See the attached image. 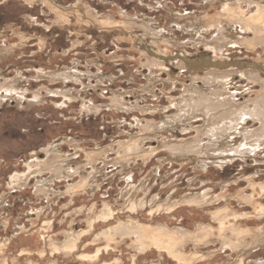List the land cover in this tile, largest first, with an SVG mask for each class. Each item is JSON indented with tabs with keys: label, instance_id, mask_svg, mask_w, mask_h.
Returning a JSON list of instances; mask_svg holds the SVG:
<instances>
[{
	"label": "rangeland",
	"instance_id": "374dc122",
	"mask_svg": "<svg viewBox=\"0 0 264 264\" xmlns=\"http://www.w3.org/2000/svg\"><path fill=\"white\" fill-rule=\"evenodd\" d=\"M227 1L0 0V264H178L155 248L140 251L134 235L105 237L109 227L132 220L193 232L212 226L202 242L183 245L207 255L194 264H264V144L247 153L206 145L201 154H180L170 147L198 136L205 123L185 104L186 120L173 117L189 91L213 89L201 79L206 71L230 73L222 90L237 103L262 91L246 75L264 78L262 48L245 44L251 31L237 22L221 30L207 23L226 22L221 6L234 0ZM91 13L110 21L96 23ZM225 33L233 43H213ZM220 102L222 113L207 118V126L231 115ZM243 121L241 133L224 137L227 149L260 126L253 117ZM206 129L200 138L208 143ZM134 138L140 153L127 149ZM32 153L42 161L35 168ZM55 155L61 171L51 165ZM81 179L90 181L86 191L68 192ZM190 196L207 203L187 204ZM131 199L144 201L136 214ZM152 200L181 204L151 216ZM106 204L115 219L91 229L90 219ZM226 206L243 216H231L233 226L226 221L229 231L220 237L212 211ZM82 232L78 248L64 250ZM98 248L100 258L91 260Z\"/></svg>",
	"mask_w": 264,
	"mask_h": 264
},
{
	"label": "bare ground",
	"instance_id": "6f19581e",
	"mask_svg": "<svg viewBox=\"0 0 264 264\" xmlns=\"http://www.w3.org/2000/svg\"><path fill=\"white\" fill-rule=\"evenodd\" d=\"M31 1L34 2L35 0H31ZM263 1L264 0H247V2L254 5V10L252 11L250 7H247V9L245 7H243L242 6L243 3L238 1V0H234L231 2H229V0H228L227 2H229V3L221 6V8L223 7V12L220 14V15L224 14L228 21L226 20L225 23H220V22L213 23L212 21H207V23H209L208 25H214V26L218 27L219 30H221L222 29L221 27H223L227 23L230 24V23H236L237 22V23L244 24V26H245L244 29L251 31V33L253 34L252 37H247V39L245 40V44L250 46L252 48V50H258L259 48H262V50L264 52V2ZM95 16L96 15H93L91 13V16H89L88 18H89V20L91 19L92 21H94L96 23L97 22L104 23V22L110 21L109 19L98 18ZM229 18H230V20H229ZM130 21L132 24L141 25L146 30V32H148V31L150 32V27L147 24H145V23L139 24L140 22H138L136 20H130ZM204 26H205L204 29H206L207 24H205ZM154 30H156V29H154ZM155 35L160 36L161 34L156 32ZM228 36L229 35H227V33H225L221 38H215V39L213 38L214 39V40L212 39L213 43L216 45H218L219 43H222L223 41H225V43L227 41H229L230 43H233L234 40L229 39L230 36L229 37ZM225 45H227V44H225ZM262 53H261V55H262ZM160 58H163V57L160 56ZM171 59H174V58L172 57ZM176 59H177V57H176ZM180 59L186 61L185 58H180ZM148 62H149L148 66H151V67H154V65H156V63H157L155 60H150ZM215 65L216 64H213V66H215ZM217 66H220V65H217ZM223 66H225V65H223ZM226 66H229V65H226ZM154 68H156V67H154ZM217 72H219V71H211V70L206 71L205 75H203L204 77L201 78L203 83L214 85L212 90H210V91H204L203 90L202 91L200 89H195L191 93H189L190 91L189 92L187 91L188 94H186L184 96L182 95L183 97L181 98V100L178 103L176 102L178 104L177 106L179 109V113L173 117V120L175 122L177 121V123H178L180 121L186 120V116L181 114V112H183V111L188 112L186 109L182 108V106H184V104H185L188 107L187 109L190 110L189 113H191V110H192L193 113L195 114V115L193 114L194 116H196V115L203 116L205 123L201 127H198L196 129L198 136H196L190 140H187L186 142H180L177 144L174 143L175 145H171V146L169 145L171 147L172 151L179 152V153L181 152L182 154H184V153L201 154L202 151L205 149L204 147L206 145H210L209 148H214V149H211L214 151L215 150H217V151L218 150L219 151L220 150L221 151L231 150V151H234L236 153L237 152L241 153V152H246L249 149L255 150L256 147H259V146L264 144V109H263V105H264V78L263 79L260 78L261 76L259 77L258 74H256L257 72L256 73L246 72L247 73L246 75H248V77L250 79H252V81L256 80V81H259V83H261L262 91H260L257 94L255 99L249 98L247 100H244L242 103H237L231 97H225V95H224L225 92L222 90V84L227 82V79L230 76V73H226V72L217 73ZM198 80L199 79H197V77H196V78H194L193 82L195 81V83H196ZM151 81H152V79H151ZM191 86H193V85H190V87ZM195 87H196V85H195ZM224 87H225V85H224ZM227 95H229V94H227ZM220 100L223 102H226L231 107V113H230L231 115L228 117H224L223 119H219L218 121L215 120L212 122L211 125L207 126V124H206L207 118H211V119L214 118L215 119V118H217L218 114L222 113L221 110L223 109V103L220 102ZM116 102H119V101H117V99H116ZM181 102H183V104ZM180 105H181V107H180ZM218 112H220V113H218ZM246 117H253L254 119L259 120L260 126L256 129H253L251 131H247L244 133L245 141L242 142L241 146H237L236 148L229 147V149H227L228 146L223 144L225 142V138L226 137L228 138L229 135L231 137L233 135V133H241L240 127H238V125L241 121L246 119ZM177 123H175V124L177 125ZM150 126L151 125H148L147 127H150ZM159 126H162V125L160 124ZM242 127L243 126H241V129H242ZM205 128H207L206 133H205L206 136L209 139L212 138L211 139L212 141H210L208 143L204 140V138H200L201 137L200 133ZM151 131H152V127H151ZM134 140H136V139L134 138ZM206 140H208V139H206ZM226 143H227V141H226ZM137 146H141L140 143L138 142V140H136L134 143L129 144L127 149L130 150L131 152L139 151ZM141 151L142 150H140L139 153ZM218 153H220V152H218ZM96 154L101 155V153H99V152ZM145 154H147V156H148L149 150L145 151L144 155ZM59 156L55 155V156H52V158L50 159V160L54 161V164H51V165L54 166L57 171H61L63 169V167L61 169V165L57 161L60 158ZM181 156H183V155H181ZM187 156H190V155H187ZM32 158H33V165L30 164L31 165L30 167L37 166L39 164V162H42V161L38 160V157H36V154H33ZM66 158H68V157H66ZM62 165H63V163H62ZM91 165H92V163H91ZM69 176H70V173H69ZM88 183H90V181L88 179H81L78 183L70 185L68 187V190H70V191H68V192L74 193L75 191H78V192L79 191L80 192L86 191V187H87ZM252 186H253V188H255L254 183L252 184ZM259 186H260V188L264 189V184H259ZM206 198H204L202 196L201 197H191V198L185 199L184 201L187 204L206 205V203H207ZM143 202L144 201H142V200H132V199L129 201V206H130V209L132 211V214L138 213L139 209L143 207ZM151 203H153L152 207L149 211V215H151V216H153L156 212L160 213V211H162V210H166L168 213H171L181 204V202H175V201H170V200H168L165 203H157L155 200H152ZM261 207H262L261 209L264 210V206L261 205ZM114 213H115L114 210L108 204H106L104 210L100 214L96 215L95 218L90 219V221L88 220L90 228L91 229L95 228L96 223L100 220L105 221L104 223H106V222L111 223V221L113 219H115V217H116V216L114 217ZM212 215L219 222L218 232H219L220 237L226 236V233L229 231L226 227V221L230 222L229 225L233 226V224L231 223V218L233 217V219L234 218L237 219L239 216L240 217L243 216L241 214H238V212L236 210L232 209L230 206L215 209L214 211H212ZM131 220H132V218H131ZM134 222H135V224L133 223V220H132L130 223H128L127 226L117 225L116 227H113V228L109 227L108 230H106L104 232V235H106L105 237H107L108 240L112 239L111 237L113 236V231L114 232H120V233L125 234V235H134L136 238V243L138 245V249L140 251L145 252L151 248H155V249H157V251L167 253V255L170 258H172L174 261H176L178 264H194L195 262L204 260L207 257V255L205 253H200L197 251L186 252L183 249V245L186 244V242H188L190 239H194L196 242L197 241L202 242L204 239H206L209 235H211L213 233L212 226L206 227V225H205V226L200 227L198 232H193V231H189V230L171 229L170 227L165 226V225L155 226L152 224H144V223H141L140 221H137V223H136V221H134ZM233 231L236 232L237 234H239V232H237L236 229H234ZM83 232L78 234V237H76V238L74 237L75 239L73 241L66 243L64 245V250H70L73 252L75 249H77L79 242L83 238L82 237ZM223 241L227 242L225 239ZM109 245L110 244H108L104 247L108 248ZM230 245L233 247V245L231 243H230ZM56 249L57 250L59 249L58 246L55 247V250ZM57 250H56V252H57ZM101 251H102V248H98L96 250L97 253L91 257L88 255H84V254H81L79 256L84 255V256H82L84 259L90 257L91 260H93V259L98 260V258H100V252ZM44 254L45 253H43V255ZM105 264H108V263L105 262ZM233 264H244V262L242 259H239L236 263H233Z\"/></svg>",
	"mask_w": 264,
	"mask_h": 264
}]
</instances>
